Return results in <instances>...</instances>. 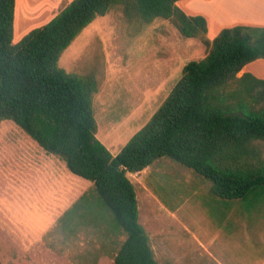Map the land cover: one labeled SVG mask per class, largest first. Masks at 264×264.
<instances>
[{
    "label": "trees",
    "instance_id": "1",
    "mask_svg": "<svg viewBox=\"0 0 264 264\" xmlns=\"http://www.w3.org/2000/svg\"><path fill=\"white\" fill-rule=\"evenodd\" d=\"M179 0H70L14 41L16 0H0V121L10 120L74 175L92 182L57 219L64 234L96 235L113 264H159L139 222L136 173L167 157L209 181L211 219L264 218V79L243 66L264 59V26L235 24L207 37V19ZM120 6L132 33L167 19L205 54L187 61L148 120L113 155L96 136L93 96L101 71L79 74L61 53L96 17ZM95 252H91L95 256Z\"/></svg>",
    "mask_w": 264,
    "mask_h": 264
},
{
    "label": "rangeland",
    "instance_id": "2",
    "mask_svg": "<svg viewBox=\"0 0 264 264\" xmlns=\"http://www.w3.org/2000/svg\"><path fill=\"white\" fill-rule=\"evenodd\" d=\"M47 1L18 3L17 22L28 13L33 21L25 29L16 25L14 41L51 18L67 0H52L50 11ZM178 6L188 13L211 12L205 0H181ZM208 26L210 37L214 26ZM204 54L198 39L181 36L167 19L157 18L133 34L117 5L89 23L61 53L58 64L79 74L101 71L92 101L96 136L115 155L161 104L183 65ZM127 176L135 187L139 222L159 264L264 261V218L237 217L235 228L225 227L227 219L215 223L202 203L210 182L194 171L162 157ZM74 180L91 184L12 121H0V264H113L106 254L96 263L87 256L99 245L91 231L70 236L53 222L69 205V196L62 195L73 196L84 186H69Z\"/></svg>",
    "mask_w": 264,
    "mask_h": 264
},
{
    "label": "crops",
    "instance_id": "3",
    "mask_svg": "<svg viewBox=\"0 0 264 264\" xmlns=\"http://www.w3.org/2000/svg\"><path fill=\"white\" fill-rule=\"evenodd\" d=\"M20 1H23V0H16V12L18 9V3H20ZM67 1H70V0H67ZM179 1H181V0H179ZM179 1L176 2L177 5H178ZM205 1H206V4L208 3L210 5V10H211L210 14L200 12V11H197L195 13H201L206 17V19H207V30L209 27L208 24L210 22L213 23L214 32L211 34L210 37H208L209 39H212L218 33V31L221 28L229 27V26H232L235 24L264 26V0H205ZM58 5L59 4H57V6ZM50 7H52V0H48L45 4V8H47V10H49V11H50ZM189 8H190V6H189ZM56 10H58V9H56ZM16 12H15V14H16ZM28 12H29V9H28ZM28 16H30V13H28V15L26 17L22 18L19 22H17V20H16L17 17H16V19H15L16 23H14L15 24L14 28H17L16 27L17 24H18V26H19V24H21V26H25L24 29L26 27H28L31 24L30 21H33ZM45 22H43V23H45ZM43 23H41V24H43ZM41 24H39V25H41ZM36 26H38V25H36ZM33 27H35V26H33ZM242 72H250L253 75H255L256 77L264 79V59H256V60H253V61L245 64L243 66V68L239 71L238 75H240ZM90 183L91 184H81V182H79L78 180H74V181L70 182L69 186H76V185L78 187L81 185H84V186L79 187L78 188L79 191L77 193H75V195H73V196H70V194H63L62 195L63 197L69 196V197H67L68 198L67 204H69V205L65 209H67L80 195H82L84 192H87L88 190H90L92 188V182H90ZM63 211L60 213H57L53 217V222H55V221L57 222V219L60 217V215L63 213ZM79 232H81V231H79ZM79 232L75 233L74 235L71 234L70 236H75ZM42 236L43 235H41L39 238L41 239ZM100 254L105 255L104 252H96L95 256L92 255L90 252H87V256L90 257V255H91L90 260L92 262H95V263L97 262V259L100 256ZM106 255H108V254H106ZM82 259H84V258H82ZM261 264H264V261Z\"/></svg>",
    "mask_w": 264,
    "mask_h": 264
},
{
    "label": "bare ground",
    "instance_id": "4",
    "mask_svg": "<svg viewBox=\"0 0 264 264\" xmlns=\"http://www.w3.org/2000/svg\"><path fill=\"white\" fill-rule=\"evenodd\" d=\"M23 28L25 27V26H22Z\"/></svg>",
    "mask_w": 264,
    "mask_h": 264
}]
</instances>
